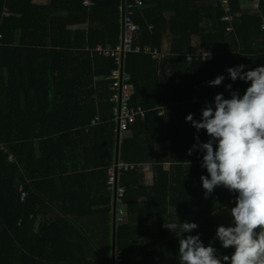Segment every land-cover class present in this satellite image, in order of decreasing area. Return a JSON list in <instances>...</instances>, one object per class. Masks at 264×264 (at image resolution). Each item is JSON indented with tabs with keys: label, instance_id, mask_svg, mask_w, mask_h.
<instances>
[{
	"label": "trees",
	"instance_id": "obj_1",
	"mask_svg": "<svg viewBox=\"0 0 264 264\" xmlns=\"http://www.w3.org/2000/svg\"><path fill=\"white\" fill-rule=\"evenodd\" d=\"M82 1L76 0L77 18H69L73 24H87L74 34L77 52L56 50L46 56L26 49L27 36L15 44L18 48H8L22 30L28 37L46 36L48 31L36 17L35 25L23 23L31 10L38 11L30 0H0V54L10 58L0 61V143L7 149L0 152V264H111L113 194L108 170L114 165L117 124L110 103L115 91L106 78L112 61L83 50L118 45L120 0H92L88 18L81 12ZM144 1L143 23L152 30L140 23L135 47L165 57L160 63L144 53L128 58L134 93L130 104L145 113V119L136 117L119 138L118 162L127 169L117 170V188L126 193L117 197L122 205L115 201V213L123 211V216L115 223L113 264H179V241L163 227L178 219L199 225L185 236L199 234L218 256H230L234 250L224 249L214 238L218 226H231L235 194L218 187L204 198L203 153L188 155V149L196 143L194 136L200 142L209 137L203 129L197 133L185 117L191 113L200 120L201 110L218 93L230 98L225 88L229 83L243 94L248 84L232 82L227 68L243 64L248 71L264 65V0H226L232 23L223 21L226 13L213 0ZM50 33L54 40L63 36L54 27ZM202 50L211 52L210 61L187 63L186 56ZM217 75L225 76L222 84L208 86ZM31 83L34 89L26 88ZM58 84L67 89H54ZM22 95L26 100L36 95L39 104H45L40 116L31 101L23 107L16 103ZM55 114L63 122L53 130ZM96 115L98 129L90 130ZM38 140L44 141L45 156L36 154ZM20 186L28 193L24 202Z\"/></svg>",
	"mask_w": 264,
	"mask_h": 264
},
{
	"label": "clouds",
	"instance_id": "obj_2",
	"mask_svg": "<svg viewBox=\"0 0 264 264\" xmlns=\"http://www.w3.org/2000/svg\"><path fill=\"white\" fill-rule=\"evenodd\" d=\"M218 6L221 8L219 3ZM119 13L118 45L123 34V13ZM99 48L111 49L99 46L92 53H98ZM245 67L240 64L226 69L232 82L240 80L248 84L242 95L233 91L229 83L225 88L230 98L218 93L213 103L201 110L200 120H195L191 113L185 117L197 133L203 129L209 137L207 142H200L199 136H194L196 143L188 149V155L197 150L203 153L201 167L207 171L206 176L200 177L204 198H210L218 187L235 194V206L229 215L231 226H218L214 238L224 249L234 251L230 256H218L212 243L205 246L199 234L185 236L198 229V224L178 219L163 223V227L179 241V264H264V65L248 71H244ZM224 80V75H217L207 84L216 87ZM187 164L190 166V162ZM112 194L116 201V191ZM211 214L217 215V210Z\"/></svg>",
	"mask_w": 264,
	"mask_h": 264
},
{
	"label": "built area",
	"instance_id": "obj_3",
	"mask_svg": "<svg viewBox=\"0 0 264 264\" xmlns=\"http://www.w3.org/2000/svg\"><path fill=\"white\" fill-rule=\"evenodd\" d=\"M220 4L221 8L224 10L226 15L223 18L224 22L231 23L232 18L228 16L229 4L226 0H213ZM82 7L90 9L93 7L91 0H83L81 3ZM145 5L144 0H121V6L119 11L123 13V34L121 37V42L118 46L111 49H101L99 48L98 53L107 59L112 61V69L110 74L106 78V81L110 82L112 85L111 90L115 91L110 103L114 105L113 108V119L117 124V130L119 137H121L128 129V126L135 122V118L138 117L141 121L145 119V113H143L139 108L132 107L130 104L131 98L133 97V90L129 85V75L127 73L128 68L126 67L127 59L133 54H147L150 55L152 60L161 62L164 55L158 53L157 51H151L148 47L141 48L140 46L135 47V42L138 40L142 32L141 25L138 22L143 23L144 18L142 16V9ZM8 17L9 14L5 13ZM145 28L150 32L152 26H148L143 23ZM210 53V58L207 59V55ZM212 59V54L209 50H202L198 54L192 56H186L187 63H192L193 60L210 61ZM158 116H162V111L158 113ZM99 118L98 115L94 117L88 129L97 130L98 129ZM116 132V131H115ZM0 152H7V149L0 143ZM8 161H12V157H8ZM130 170L134 167L130 166ZM127 169V166L119 163L114 164L112 168L108 170V175L110 177L108 186L111 191H116V203L122 205V202L118 198H123L124 189L117 187V170ZM116 188V189H115ZM20 201L24 202L28 197V193L23 187L19 188ZM118 197V198H117ZM122 208V207H120ZM123 216V211H116L115 219L117 221L121 220Z\"/></svg>",
	"mask_w": 264,
	"mask_h": 264
},
{
	"label": "crops",
	"instance_id": "obj_4",
	"mask_svg": "<svg viewBox=\"0 0 264 264\" xmlns=\"http://www.w3.org/2000/svg\"><path fill=\"white\" fill-rule=\"evenodd\" d=\"M30 3L33 7H36L38 9V11L36 12V14H33V10H31V13L28 16L25 17L24 22L25 25H35L36 23L35 18L32 17H36L40 23L39 26H44L45 28H47L48 33L46 34V36L44 34H32L30 37H28V32L27 31H21V34H14L13 35V45H11L8 48H18L17 46H15V44L17 42H19V40H24L23 37L27 36L28 41H29V46L26 47L27 50L29 49H33L35 52L39 53V54H43L46 56H50L52 52H55L56 50H69L72 52H77L75 50L76 47L79 45V41L76 40L75 38V32L76 31H84L87 28V24L86 25H77V24H73L72 22L69 21V18H71L70 16H72V20H74V18H77V14H78V5L76 0H69V2H67L66 0H30ZM71 4V7L69 9V12L67 11L66 6H69ZM81 8V12L83 13V15H85L86 17H89V12L88 9L80 6ZM20 15L18 14L15 18L19 19ZM87 17V18H88ZM38 21V22H39ZM52 27H54L56 29V33L58 34L59 31L62 32L63 36L58 38L57 40H54L52 37V33H50L52 31ZM119 28L121 30V23H120V19H119ZM1 37V36H0ZM56 44V45H55ZM63 45V46H61ZM73 46V47H71ZM101 45H97L96 48H98ZM1 47V45H0ZM83 52H91L92 51H87L86 49L83 50ZM96 52V51H95ZM21 55L22 57H24L21 53L15 52V56L17 55ZM74 55L76 53H73ZM9 54H0V61L3 62H7L9 59H5V57H7ZM78 61L76 59V61L73 63V65L68 66L69 70L66 71V75L70 76L71 75V71L73 70V66L77 65ZM128 65V59H127V64L126 67ZM56 70H61L60 67H56ZM82 74V73H81ZM90 87H92L93 85H89ZM31 87V89H34L33 83L26 85V88ZM65 88L63 85H56L54 87V89H60L63 91ZM22 89H25L24 86H22ZM26 95H22L18 101H16V103L20 106H26L28 104L29 101L32 102V107L35 109V111H37L38 116L39 115V111H40V107L43 109V106L45 107V104H43L42 102H40L37 99L36 95H30L32 99L26 100L24 99ZM28 96V95H27ZM183 96V94H182ZM181 97V96H180ZM58 104H60V99H57L56 101ZM53 120L57 121L55 127L53 130H55L59 124H61L63 122V118L61 116H59L58 114H55V116L53 117ZM162 119H160V123L162 125ZM52 124H55V122H53ZM144 126V132L147 133L148 129L146 127V125L143 123ZM40 134V133H38ZM36 135V132L32 133V136ZM31 137V136H30ZM34 147L36 150V154H38L39 156H45V144L43 140H38L34 143ZM83 172V171H82ZM88 172V171H87ZM26 185L25 186H29V183L26 181L25 182ZM142 203V202H141ZM35 247H37V245H35Z\"/></svg>",
	"mask_w": 264,
	"mask_h": 264
},
{
	"label": "water",
	"instance_id": "obj_5",
	"mask_svg": "<svg viewBox=\"0 0 264 264\" xmlns=\"http://www.w3.org/2000/svg\"><path fill=\"white\" fill-rule=\"evenodd\" d=\"M115 152H114V163L117 164L119 157V133L118 130L115 132ZM113 208H112V234H111V264L114 263V253H115V196L113 195Z\"/></svg>",
	"mask_w": 264,
	"mask_h": 264
},
{
	"label": "rangeland",
	"instance_id": "obj_6",
	"mask_svg": "<svg viewBox=\"0 0 264 264\" xmlns=\"http://www.w3.org/2000/svg\"><path fill=\"white\" fill-rule=\"evenodd\" d=\"M253 8H255L254 6H253ZM145 133V132H144ZM115 164V163H114Z\"/></svg>",
	"mask_w": 264,
	"mask_h": 264
}]
</instances>
